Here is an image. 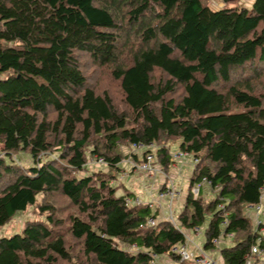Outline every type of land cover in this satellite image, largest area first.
I'll return each mask as SVG.
<instances>
[{"label": "trees", "instance_id": "16d2710c", "mask_svg": "<svg viewBox=\"0 0 264 264\" xmlns=\"http://www.w3.org/2000/svg\"><path fill=\"white\" fill-rule=\"evenodd\" d=\"M82 54L110 69L124 106L90 85ZM254 63H264V0L219 9L204 0H0V228L41 194L60 192L77 208L62 216L39 202L46 219L1 236L0 264H151L154 254L193 264L174 247L209 215L204 250L233 235L223 264H247L257 243L264 251V223L246 213L264 196V98L250 85L215 87ZM156 69L168 79L156 80ZM172 139L198 160L179 225H148L158 209L129 204L102 171L79 175L90 156L120 169L125 142L157 144L169 169L162 142ZM21 151L31 166L17 161ZM205 184L215 200L194 195Z\"/></svg>", "mask_w": 264, "mask_h": 264}, {"label": "rangeland", "instance_id": "374dc122", "mask_svg": "<svg viewBox=\"0 0 264 264\" xmlns=\"http://www.w3.org/2000/svg\"><path fill=\"white\" fill-rule=\"evenodd\" d=\"M253 1L254 0H238L226 2L224 0H204V3L209 5L213 9H219L222 7L237 6L250 7ZM80 59L83 69L89 79L88 82L90 83V85L100 93L108 92V94L117 104H119V106H124L123 91L121 89L120 83L113 77L110 69L108 67L97 66L87 54H82L80 56ZM234 72L235 73H233L230 83L219 82L215 87L220 91L227 92L230 86L236 83H239L240 87H243L245 89H248L247 85H250L251 91L253 93L258 94L264 98V63H254L253 65L240 67ZM153 76L158 81L164 78L168 79V76L160 69H156ZM183 90V86H179L176 95L179 96L180 94H182ZM164 143L168 145L172 151V165L169 167V169L164 167L161 160L159 159V156L156 157V149H158L157 144L154 147L152 146L151 151L155 156L149 162V168H144L143 165L147 163L145 159V150H138L136 148H133L131 144L125 142L120 146L119 149L123 155V161L120 164V169L112 168L107 164L105 165L104 163H94L96 161V157L90 156L89 165L86 167L87 171H82L81 173H79V175H86L91 172L102 171L106 174L107 177H112V179H115L111 183L117 186L119 195H127V197L132 201L140 198L141 201L145 204L151 200H159L160 193L167 189V187H171L175 192V194L173 192V197H169V199L163 201L161 205L159 204V206L162 207L161 209L159 208V210H157L158 207L152 208L158 211L156 216L157 223L164 220V214L168 213L170 208L175 211L176 217L178 219V215L186 203L185 201L187 193L191 188L190 179L193 175L196 162L194 161L193 156H185L181 158H178L176 156V154H179L180 152V140L172 139L168 140L167 142H162V144ZM2 148L3 145L0 144V154H3ZM15 157L17 158V161L25 167H29L34 163L33 158L27 152L21 151L20 153L16 154ZM90 163H93V168H91ZM192 191L195 196H200L204 200V202L215 200L218 193V190H214L209 184L203 185L200 194L197 185L192 188ZM48 200L52 201L58 207L62 208V212L60 213L62 216L77 212V208H71L68 198L62 193L58 192L52 194V196L50 197L41 194L38 196L37 204L28 207L26 211L18 212L8 224L0 228V237L5 235L9 236L18 231L21 232L23 227L29 220H45L47 212H43L40 209L39 202L41 203ZM262 203L263 211L260 214L259 219L264 223V196ZM247 212L252 214V212H254V208H247L246 213ZM210 218L211 217L209 215L206 219V222L201 227L200 232L191 234L189 233V237L193 240L191 243L189 242L190 250L193 251L195 249H198V246L204 247L206 228L208 227ZM255 218L256 221L257 216H255ZM176 223H179V221L177 220ZM255 223L256 222H254V225ZM262 228H264V226ZM232 238L233 237H229L227 241ZM229 244L233 245L234 242L230 240ZM220 246H226V241L221 242L219 247ZM77 249L79 250V248ZM77 249L75 251V254L78 255L79 251ZM134 249L135 251H137V248ZM211 250L212 249H206L205 251L210 254ZM160 262L162 264H178L177 262H173L167 255L160 259ZM192 263L196 264V262ZM263 263L264 262L261 261L259 264Z\"/></svg>", "mask_w": 264, "mask_h": 264}, {"label": "built area", "instance_id": "2783aa9c", "mask_svg": "<svg viewBox=\"0 0 264 264\" xmlns=\"http://www.w3.org/2000/svg\"><path fill=\"white\" fill-rule=\"evenodd\" d=\"M152 146L154 147V145H150V146H145V145H135V148L140 150V149H143V150H150L149 152H147L145 154V159H146V164L143 165L144 168H149V162L152 160V158L155 156L154 153L151 151L152 149ZM176 156L178 158H181V157H185V156H190L188 153L186 152H182L180 151L179 154H176ZM194 161L197 163L198 160L194 158ZM98 164H103L104 163V160L103 159H99L98 161H96ZM95 163V162H94ZM205 179H204V183H205ZM198 186V189H199V185ZM173 189L171 187H167V189H165L164 191H162L160 193V196H159V200L157 201H154V200H151L149 202H147V204H149L151 207H158V210L159 208L161 209L162 207L159 206V204L161 205L163 203V201H166L167 199H169V197H173ZM175 194V192H174ZM262 200H263V197L261 198V201L254 206V210L256 212V216H257V220H256V223L258 225H261L263 222H261V220H259V216L260 214L262 213L263 211V203H262ZM127 202L129 204H142L144 202L141 201L140 198H137L136 200L132 201L130 198L127 199ZM171 203V202H170ZM164 220H168V221H171L172 223L176 224L177 225V217H176V214H175V211L173 209H169L168 213H165L164 214ZM157 223V219L156 217L155 218H150L148 220V225H156ZM200 229H196L195 232H199ZM261 233L264 235V231H262L261 229ZM227 237L231 238L233 237L232 233H229L227 234ZM193 240L189 237L188 238V243L186 244H181V245H177L176 247H174V251L177 252L182 260H186V261H192V262H196V264H221L218 260H216L215 258L211 257L209 254H207L203 249L202 247L198 246V249H195V250H190L189 248V242L191 243ZM216 244L219 245V243H221L219 240H216L215 241ZM254 255H258V256H263L264 255V251L263 249H261L259 247V244L257 243L256 245L253 246L252 248V253L248 256V259H247V264H252V257ZM160 259H162V257H159L158 255H152V260H151V264H162L160 262Z\"/></svg>", "mask_w": 264, "mask_h": 264}, {"label": "crops", "instance_id": "0c3cea01", "mask_svg": "<svg viewBox=\"0 0 264 264\" xmlns=\"http://www.w3.org/2000/svg\"><path fill=\"white\" fill-rule=\"evenodd\" d=\"M176 177V176H175ZM260 220V219H259ZM178 225H179V223H177ZM262 231H264V228H262ZM226 241V246H228V244H229V241H230V239H229V241H227V240H225ZM230 245V244H229ZM202 246V245H201ZM222 246H220L219 248H216V249H212L211 251H210V256L212 255V257L213 258H215L216 260H218L221 264H223V258H222V255H221V252H220V248H221ZM202 249H203V247H202ZM204 250V249H203ZM205 251V250H204ZM206 252V251H205ZM207 253V252H206ZM208 254V253H207ZM264 260V257L263 256H253L252 257V263L253 264H259L261 261L262 262H264L263 261ZM264 264V263H263Z\"/></svg>", "mask_w": 264, "mask_h": 264}]
</instances>
